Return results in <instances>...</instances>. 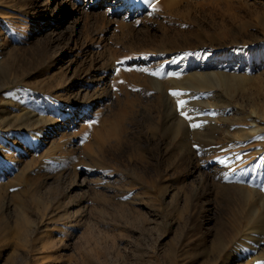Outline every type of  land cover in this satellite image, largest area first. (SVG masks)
I'll list each match as a JSON object with an SVG mask.
<instances>
[{
  "label": "rangeland",
  "instance_id": "obj_1",
  "mask_svg": "<svg viewBox=\"0 0 264 264\" xmlns=\"http://www.w3.org/2000/svg\"><path fill=\"white\" fill-rule=\"evenodd\" d=\"M74 2L0 0V264L251 262L264 0Z\"/></svg>",
  "mask_w": 264,
  "mask_h": 264
},
{
  "label": "bare ground",
  "instance_id": "obj_2",
  "mask_svg": "<svg viewBox=\"0 0 264 264\" xmlns=\"http://www.w3.org/2000/svg\"><path fill=\"white\" fill-rule=\"evenodd\" d=\"M58 0H55V2H57ZM75 0H60L61 3H71L74 2ZM32 3V2H31ZM71 3V4H73ZM34 7V6H33ZM62 22V20H59V24ZM203 67V66H202ZM205 67V66H204ZM87 75V74H86ZM94 77L92 78V75H87L85 81L86 82H93ZM84 85V83H83ZM82 89V88H81ZM80 90V88L78 89ZM77 94V93H76ZM79 94V93H78ZM20 116V115H18ZM18 116H12L11 120H14L15 118L18 119ZM23 117V116H22ZM10 118L7 117V115L3 118V125H8L11 121ZM21 119V118H20ZM24 119V118H22ZM18 121V120H17ZM27 123V122H26ZM22 123L19 127H28L29 124L27 123ZM13 124V123H12ZM16 124V123H15ZM12 126V125H11ZM256 128L258 130H264V126L263 125H257ZM27 129V128H26ZM222 166V165H221ZM264 212L261 213H257L253 208H249V210L247 211V215H246V222H247V227L245 228L244 232L242 233V239H241V243L244 244H248L249 247L247 249L248 254H252L255 248H258L259 243H261V240H259L256 237V232H259V221L261 220V218H259V216H263ZM243 214V213H242ZM241 214V215H242ZM242 218V217H241ZM243 219V218H242ZM255 223V224H254ZM259 230V231H258ZM262 231V230H261ZM264 236V234H263ZM260 250H262L261 253L257 254L256 257L253 256V259L251 260V262L247 263V264H253L257 261V263L259 264H264V248H260ZM242 253V248H241V244L237 243L236 245L233 246V248L230 250V252L228 253V257L231 256H237L239 254ZM259 258H263V259H259ZM256 260V261H255Z\"/></svg>",
  "mask_w": 264,
  "mask_h": 264
},
{
  "label": "snow or ice",
  "instance_id": "obj_3",
  "mask_svg": "<svg viewBox=\"0 0 264 264\" xmlns=\"http://www.w3.org/2000/svg\"><path fill=\"white\" fill-rule=\"evenodd\" d=\"M144 2L147 3L148 0H144ZM154 74H155V73H154ZM171 94H172L173 96H179V93H178V92H173V93H171ZM184 104H185V101H183V100H177V105H178V107L182 108V107L184 106ZM181 114H182V115H185L186 118H188L186 113H183V112H182ZM193 127H199V125L193 124Z\"/></svg>",
  "mask_w": 264,
  "mask_h": 264
}]
</instances>
